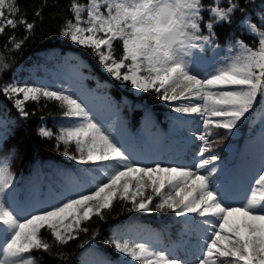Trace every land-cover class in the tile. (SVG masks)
<instances>
[{"label": "snow or ice", "instance_id": "6c2138e0", "mask_svg": "<svg viewBox=\"0 0 264 264\" xmlns=\"http://www.w3.org/2000/svg\"><path fill=\"white\" fill-rule=\"evenodd\" d=\"M46 3L42 0L35 17H41ZM238 9L235 0H211L208 5L203 0H69L71 16L64 18L60 34L80 46V54L68 59L85 67L84 50L90 51L118 86L155 93L183 114L172 117L176 124L185 123L187 115L201 116L203 131L192 133L199 142L193 162L149 163L72 88L31 76L3 81L0 95L24 118L30 115L29 101L58 104L62 119L57 130L41 126L37 131L54 138L57 150L62 145L63 155L74 165L58 171L61 187L47 197L54 202L45 203L43 196L26 199L16 191L12 162L17 150L8 145L12 122L0 113V152H6L0 155V264H41L42 257L34 252L52 253L54 245H68L89 231L83 224L94 215L106 219L105 210L111 211L117 199L128 212L171 211L185 218V228L181 240L168 247L159 233L140 239L132 223L117 224L106 241L117 256L105 255L100 264H264V163L242 192L213 177V162L220 159L211 153L213 129L234 131L264 99V0L259 17L240 9V24L258 37V46L242 39H230L226 49L217 44L216 27L230 24ZM19 25L25 34L17 39ZM35 27V19L27 18L18 0H0V34L13 30L5 48L10 44L20 50ZM208 49L211 58L203 55ZM222 51L227 54L220 57ZM9 66L0 54V77ZM189 226L196 236L191 248L183 241ZM43 230L54 243L43 237ZM54 255L67 259L62 251Z\"/></svg>", "mask_w": 264, "mask_h": 264}, {"label": "trees", "instance_id": "16d2710c", "mask_svg": "<svg viewBox=\"0 0 264 264\" xmlns=\"http://www.w3.org/2000/svg\"><path fill=\"white\" fill-rule=\"evenodd\" d=\"M84 3L85 0H79ZM239 4V9L233 14L232 22L223 23L216 27L217 44L226 49L228 41L242 39L250 45H257L258 37L251 33L246 27L240 24L243 12L260 16L259 9L261 0H235ZM22 12H26L27 18L31 21L35 19L36 27L29 34V38L20 50H15L9 44L5 48L8 36L12 34V29H6L4 34H0V54L6 57L9 68L0 77V83L10 80L13 71V65L27 60L26 63H33L38 57L36 52L45 48H59L62 51L71 50L80 54V46L63 37L60 34V27L65 17L71 16L69 0H47L46 6L42 8L41 17L37 18L34 13L42 5V0H18ZM205 5L211 3V0H203ZM224 6V5H221ZM205 19L209 13H203ZM255 23V20H253ZM17 39L21 38L25 32L22 25L15 30ZM117 54L122 51L121 45L117 44ZM87 52L85 64L82 67L83 75L74 80V85L64 86L72 88L87 105L91 112L97 118L106 124H110L116 135L133 151L139 158L143 145L151 146L159 144L164 137L171 138L175 136L177 147L183 149L188 163L193 162V150L198 147L199 142L192 138L190 143L182 140L184 135H192L199 128L203 131L202 117H197L189 122L182 124L174 123L172 117L183 114L176 113L170 104L160 100L155 93H134L129 86H118L114 80L106 73L99 64L96 57ZM226 51L220 52V57L226 55ZM205 57H213V51L208 49L203 53ZM62 53L55 55L52 60H48L46 65L51 66L54 62H59ZM72 63L73 60H70ZM207 70V69H206ZM98 93L96 96L94 93ZM264 100V99H263ZM147 106V107H145ZM26 108L30 112L28 118L19 115L18 111L12 106L3 95H0V113L6 116L11 122L14 131L10 134L8 145L16 147V157L12 162V169L16 173V191L22 194L26 199L40 200L42 196L45 203L54 202L47 199L49 192H55L61 187L58 171L66 167H72L74 162L63 155V146L57 150L54 138L49 139L38 134L37 129L46 126L54 132L61 122L60 108L54 101L41 100L39 103L27 102ZM257 110L262 111L264 117V107L258 103ZM117 118L114 117V115ZM185 116L184 118L188 117ZM110 118H115L111 119ZM256 117L249 115L235 129L239 132L238 138L229 139L223 146H214L211 153L218 155L220 159L215 168L229 167L234 164L244 166L247 170L262 165L261 155L264 153V136L260 140H253V134L257 128L253 119ZM177 130L180 132L177 133ZM213 141V136L210 138ZM238 139V140H237ZM250 142L252 152L256 156L252 158L251 153L246 150V144ZM227 146L228 149L222 154V149ZM220 153L216 154L215 151ZM6 152H0L4 155ZM181 157H183L181 155ZM195 162H198L196 160ZM209 168L212 165L208 166ZM150 192V189L148 190ZM155 200V196H154ZM130 207L131 203L127 202ZM106 219L101 220L98 216H93L89 221L84 222L83 226L89 229L88 232H81L79 237L69 242L68 245L60 247L54 245L52 253L41 251L34 252L39 259L42 257L41 264H100L105 255L113 258L117 256L115 250L106 241L112 234L113 227L117 224L132 223L133 233L153 236L155 233L163 232L169 224H173L174 219L179 217L171 211L147 212H128L125 202L119 199L113 202L111 211L105 210ZM161 216L158 220L157 217ZM161 230V231H160ZM96 235H93V233ZM42 235L50 243H54L53 237L46 230ZM62 251L67 255V259H62L54 253Z\"/></svg>", "mask_w": 264, "mask_h": 264}, {"label": "rangeland", "instance_id": "374dc122", "mask_svg": "<svg viewBox=\"0 0 264 264\" xmlns=\"http://www.w3.org/2000/svg\"><path fill=\"white\" fill-rule=\"evenodd\" d=\"M28 68H30V67H28ZM58 70H59L58 67L48 69V73L50 74L51 78H48L47 76H43V75L38 74L33 79L41 78L45 82H48V83H61L63 85L71 84V80L75 76L76 69L73 66L69 65V66L65 67V71L61 74H59ZM21 79H23V78H21ZM130 88H131V86H130ZM132 90L134 93H141V92L136 91L134 89H132ZM213 131L215 133V135H213L214 146H223V144L225 142H227L229 139H233V138L237 137V131L235 129H234V131H232L230 133L226 132L223 129H213ZM221 137L223 139H221ZM187 140H189V137L187 138ZM162 151H163L162 148L161 149L160 148L159 149L154 148L153 152L146 153L145 158L147 159V162L150 163L152 160H156V159L163 160L162 157L164 155L160 156V153ZM140 239H144V237H140ZM161 243L164 245V242L162 240H161Z\"/></svg>", "mask_w": 264, "mask_h": 264}]
</instances>
